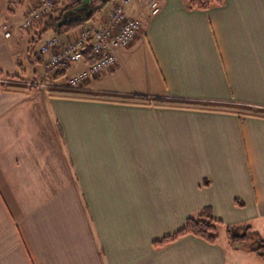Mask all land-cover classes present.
Returning <instances> with one entry per match:
<instances>
[{"label": "crops", "instance_id": "0c3cea01", "mask_svg": "<svg viewBox=\"0 0 264 264\" xmlns=\"http://www.w3.org/2000/svg\"><path fill=\"white\" fill-rule=\"evenodd\" d=\"M158 2L155 16L144 0L126 6L138 35L77 91L264 111V0L205 11ZM37 5L0 0V70L34 84L0 91V264H237L223 228L213 245L191 235L152 243L206 209L231 228L264 230V119L50 98L46 88L66 89L60 76L86 63L35 85L59 14L25 30Z\"/></svg>", "mask_w": 264, "mask_h": 264}, {"label": "built area", "instance_id": "2783aa9c", "mask_svg": "<svg viewBox=\"0 0 264 264\" xmlns=\"http://www.w3.org/2000/svg\"><path fill=\"white\" fill-rule=\"evenodd\" d=\"M138 1L117 0L100 25L82 26L76 34H56L46 39L39 50L40 55L45 57V64L41 82L37 86L46 87V81L53 78L59 68L85 62L86 59L89 63L67 80V89L78 90L86 81L114 67L118 51L128 48L139 33L141 22L125 12L127 5ZM55 5L56 0H38V5L29 10L22 27L30 29L35 23L51 19ZM144 5L151 16L160 11L158 0H144ZM3 29L4 36L9 38L11 32L5 26Z\"/></svg>", "mask_w": 264, "mask_h": 264}, {"label": "trees", "instance_id": "16d2710c", "mask_svg": "<svg viewBox=\"0 0 264 264\" xmlns=\"http://www.w3.org/2000/svg\"><path fill=\"white\" fill-rule=\"evenodd\" d=\"M23 0H8L9 9L19 7L22 4ZM62 5L60 6L59 14L56 19L52 22V27L59 34H65L69 32H74L80 26H84L87 22L91 21L93 17L97 14H102L106 9L107 5L112 0H91V10L92 13L87 22H74L61 27H57V23L61 20V17L64 13L72 11L78 8L83 1L85 0H61ZM186 7L188 10H201L205 11L215 6H220L223 3V0H185ZM86 63H89V60L86 59ZM60 77H64V74ZM59 78V77H57ZM22 81V74L20 75H8L3 73L0 70V91H11L24 93L27 91L30 86L20 85L19 81ZM47 95L50 98L55 99H69V100H84V101H101L108 103H120L136 106H152V107H166V108H178L186 110H196V111H208V112H221V113H230L236 114L242 117H257L264 119V111L253 110L250 108L240 107V106H230V105H221V104H204L197 102H188L182 100H169L161 98H148L145 96H120L112 94H91L87 92H79L77 90H68V89H56V88H47ZM237 204V201H236ZM224 229L225 231V241L227 245L234 246L235 249H238L240 246L244 245L247 242V234L250 230L249 226H243L240 229L231 228L224 225L221 221L215 219L210 214L208 209L203 210L196 216L189 217L186 219L185 224L179 230L174 232L171 235L165 236L160 240L154 241L152 243L154 248H160L170 243L175 242L181 237L184 236H194L197 237L209 244H216L219 240V230ZM239 230V231H238ZM243 232V234H233V232ZM261 250H264V239L260 240V246L251 249V252L255 253L258 257L264 259V255L261 254ZM264 252V251H263Z\"/></svg>", "mask_w": 264, "mask_h": 264}, {"label": "rangeland", "instance_id": "374dc122", "mask_svg": "<svg viewBox=\"0 0 264 264\" xmlns=\"http://www.w3.org/2000/svg\"><path fill=\"white\" fill-rule=\"evenodd\" d=\"M58 1L59 0H56L55 9L57 8V10L59 11L60 6L58 4ZM109 8H110V6H109ZM55 9H54V11H55ZM107 10H108V8H106L104 10L102 15ZM99 17H100V14L95 15L91 21L87 22L86 26H89L90 23L92 24L94 21L98 20ZM40 45H41V43H39L37 40V43H36L34 49L36 50L38 48V46H40ZM70 73H71V71H68L67 74L62 78V80H60V82L66 83L70 77L69 76ZM17 83H19L20 85H25V86L32 85V84L26 82L25 78H23V77H22V81L20 80ZM263 224H264V219H263ZM257 226H258V228H257ZM244 232L245 231H243V232L241 231L239 233L236 231V232H233V234L238 233V235H239V234H243ZM263 239H264V230H262V228H260V226L256 224V226H253V228H250V230L247 234V242L244 245L240 246L238 249H235L234 246H230L229 248H231L234 251H237V253H238L237 254V259H238L237 264H264V259L258 257L255 253L251 252V249H255V248L260 246V240H263ZM263 251L264 250H261L260 253L264 255Z\"/></svg>", "mask_w": 264, "mask_h": 264}, {"label": "water", "instance_id": "95a60500", "mask_svg": "<svg viewBox=\"0 0 264 264\" xmlns=\"http://www.w3.org/2000/svg\"><path fill=\"white\" fill-rule=\"evenodd\" d=\"M90 1L91 0H85L78 8L64 13L61 20L57 23V27L74 22H87L92 13Z\"/></svg>", "mask_w": 264, "mask_h": 264}]
</instances>
